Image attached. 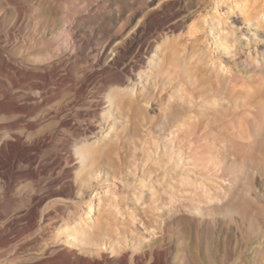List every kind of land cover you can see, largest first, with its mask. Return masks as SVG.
I'll return each instance as SVG.
<instances>
[{
  "label": "rangeland",
  "instance_id": "374dc122",
  "mask_svg": "<svg viewBox=\"0 0 264 264\" xmlns=\"http://www.w3.org/2000/svg\"><path fill=\"white\" fill-rule=\"evenodd\" d=\"M48 1L46 0L45 2L44 0L42 2V0H27L26 5L28 6L26 12L21 16L20 22L14 23L15 26L12 23L15 20V9L11 5L9 6L5 5L3 2L4 6L6 7V13L8 16L3 17L4 19L6 18L5 19L6 21L3 19L2 22H4V24L1 23V28H0L1 29L0 51L2 55L5 58H8V53L15 54L16 58L22 55V57L23 58L25 57L24 59L27 60V63L24 66L25 67L28 66L27 69L26 68L24 69L30 70L33 68L32 64H37V62H39V60L35 56V53H37L36 50L41 49V47L45 48V45L52 44V50L58 56V59L56 60L55 64L57 63L58 66L60 65L59 77H58L59 80L61 79V77L67 76L66 73L68 74V71L69 72L71 71L74 81L73 83L74 88H78L77 86L78 85L80 86L81 85L80 83H82L87 77H89V75L90 77L91 76L92 77L89 80L88 84H86L85 86L88 89L85 88L84 89L85 92L83 91L81 95L82 97H80V100L82 102L81 104H80V100L78 101L74 100L75 98L73 97L72 94L69 95L67 94L68 97L67 95L64 96L66 97V99H70V100L72 99L71 103L69 102L67 105V107L69 108L65 106V108L67 109H65V113H64V116L68 114L67 117L69 118V121L74 122L73 127L75 129L72 131L69 130L71 132H69L68 130L66 131L65 127L56 125L59 124V122L57 123V121L59 120L67 122L68 119L66 117L65 118L63 117V120L61 117L58 118L59 120L58 119L55 120L51 118L53 119L54 121L53 122L51 119L49 120L48 118V114L46 112L47 110L46 106H43L42 112L40 111L39 116L43 117L42 120L46 121L42 123L43 124L42 126L46 125V123L47 124L49 123V125L46 127L47 128L50 127L51 130L55 127V129L52 130V132L54 131L53 134L56 133L55 135H59L58 136L59 139H61L62 137L64 138L59 140L60 141L58 142L59 144L57 143L51 149V151L48 152L46 150L40 153L41 157L39 153L37 154L35 152L31 153V155L35 153L34 156L40 157L37 158L38 160L40 159L39 161H41L39 162L40 165L38 164L37 169H43L46 168L47 166L48 167L53 166L54 165L53 162L56 160L57 156L65 155L67 151L71 149V147L74 148V146L82 145L84 138L80 136L79 131L85 129L87 125L92 126L91 124L93 123H94L93 125L96 126L104 125L107 119L102 118L98 114L100 108L108 106L107 102L109 98L113 97L112 94L114 92L118 93L119 91H122L124 88H127L128 83L126 84V82L129 81V78L138 80L137 73L139 72V70H135L134 66H137V63H139L138 65L140 66L137 67H141L144 65L143 64L144 61L148 62L149 60L148 58L142 56L144 50L150 48L149 50L151 51L149 52H155L158 49L160 53H158L157 55L158 56L161 55L160 57L162 58V61L158 63L157 61L153 60L155 63L151 62L150 64L153 66L152 71L156 76V79L149 80L150 86H152L151 85L152 81L155 83V86H153V88L152 87L151 89L148 88V92L150 93L149 96L144 97V100L143 98L132 101L126 99L125 103L119 106L120 109L118 110V113H115V111L113 110L112 120L115 119L116 123L119 122L117 126L122 125V128L120 127L119 130L117 131L118 132L117 143L112 144L111 148L110 147L109 148L111 151L117 152L118 160L120 159L121 161L119 160L120 164L118 167V173L116 174L115 178L111 176L108 177L106 180L103 179L98 180L97 182L98 187L97 190L95 191L97 197H95V194H90V195H93V197L91 196L94 200L93 202L101 198L103 204H101L102 206L101 208L98 207L97 203L95 202L92 203L93 204L92 207L93 208L98 207L97 213L99 215L103 214L104 202H108L109 204L112 203L113 202L112 198L114 197L113 196L114 194L110 192L107 193L106 196H104V194L102 195L103 191L101 188L103 186L104 187L115 186L116 191H118L116 201L119 207H121L123 204H126L128 201V203L130 202L131 207H133V205L134 207H136L135 205H137L136 208L141 210V212L144 209L147 211L149 209L148 213L149 212L150 213L147 215V218L149 217L148 218L149 220L151 219L153 220L152 218L153 209L149 204L151 201V197L147 196V194L152 190V192L155 193V195L157 196V200L158 203L160 202L159 203L160 205L162 204L161 202L163 201V204L161 205L162 207H164V204L166 203L168 204L165 205L167 210L164 209L165 207L163 208L165 212L164 220H159L160 222L158 221L159 224H157V227L161 230V233L159 234V236L148 238L150 241L149 243L152 242L153 245L156 247L157 246L159 248L162 247L163 249H166L168 247L167 248L168 253L166 256L165 264L166 263L183 264L182 262L183 255L181 253L183 239L184 238H187V240L189 239L188 242L195 241L194 238H196L195 234L197 232L200 233L201 240L199 241H202L204 245H206V243L207 244L209 243L210 247L213 246L214 242L217 240V235H219V239L222 241V239H225L226 235L230 234L231 236L229 237L231 238L233 237L232 238L233 240L231 242L232 245L230 246V249H232V251L230 252L228 258H225L222 252L220 253L218 252L214 257H212L213 255L210 253V247L206 248V246H203L202 249L203 255L201 254L200 256L197 253L198 257L196 258L197 261L196 264H264V251H263L264 250V166L255 170L241 169L238 171L241 174L238 173V175L236 177H233V179L231 178L229 179L225 177L226 187L223 185L224 182L223 181L221 182L223 187H225L224 188L225 193H223L222 201L219 202V206H220L219 208L222 209L223 212L224 211L228 212L229 217L232 218L231 219L232 223L228 221L229 217H226L227 218L226 219L221 216L217 219L218 220L216 222L217 224H213L209 221V219H207V216L203 215L201 216L202 218L200 219L198 215H195L193 217V215L185 213V211L182 209L183 208L182 204L186 203L187 199H184L186 200L184 201L182 196H188L192 193L193 194L197 193V191L200 190L199 187V185L201 184V183L199 184L200 181L205 182L206 184H209L211 181L216 182L212 178L211 179L207 178L209 177L208 175L214 173L213 172L215 171L214 168L210 166V170H206L203 169L202 167H199L200 165L195 164L194 161L192 160L194 156L193 154L190 156L189 153L190 150H188L187 145L179 146L178 145L179 143L173 140L174 142L173 141L171 142L174 144H172L173 146L171 145L172 148L170 149V147H168L170 143L164 140L163 136H160V134L162 135L165 132L161 130V127L164 124V120L160 112L164 113L163 110L165 112H170V111L172 112L174 110L175 104L180 103L179 101H182V103H184L185 106L186 105L194 106V107L196 106L194 108L195 112H199L198 110L200 111L204 110L203 113H205L207 112L205 108L210 107L209 101H212L213 99L215 100L217 99V101H220V103H222L221 100L223 101L224 96H225L224 99L226 100H233L234 98L244 97L245 99L246 98L249 99L252 96L262 95V103L259 107L260 112L256 120L257 122L249 123V126L251 129L252 139H254L256 134L260 135L261 137V134L263 133L262 137H264V0H247V1L245 0H178V1L177 0H59V1L48 0ZM55 2L57 4L58 3L59 4L62 3V4L58 6ZM63 2L65 3L63 4ZM54 3L56 6L54 5V7H52ZM147 3H151L152 5L150 9L156 12L158 11L160 5L168 6L166 9H164L163 12H157L158 13L157 16L159 18H157L156 16L155 18L156 21L153 20L154 23L153 21L152 23L153 25H157L161 23V21H163L164 18H166L167 23H165L162 27H164V29L165 28L167 29L170 26H173L172 33L171 31L168 30L169 31L168 37L172 38V47H173L172 55L168 49H165L163 47V43L165 39H163L164 41L159 40L157 43L158 46L155 44L156 42L150 40L151 38L148 39L149 41L147 40L143 43L141 42V38L145 35V34L142 35V33H147L146 31L147 29L145 28L146 30L144 29V32L142 31V29H140L141 31L139 30L140 22L138 18L140 16V12L143 10V6ZM36 7L38 8V11ZM51 7L53 9H51ZM119 7H121V9L124 11L123 16L120 15L118 12ZM35 9L37 12H35ZM46 9L48 10L50 9L49 14L51 15V19L53 20L51 21V23L54 24V25L50 24L52 27L39 24L40 15L45 14ZM61 12H63V14ZM57 13L60 14L58 15ZM122 17H125V19L131 17L132 21L129 22L130 25L125 24ZM166 25L168 26L165 27ZM12 26L15 28H13ZM19 27L20 29H18ZM130 27L134 29H131L129 31L128 29H130ZM45 30H46V34L44 32ZM125 30H127L126 32L129 31L128 35H126V38L130 40V46L127 44L122 48L123 51L121 53L124 55L123 56L121 53L115 52L113 50L114 48L117 47V45H119V42L121 41L119 36L122 34V31L124 33ZM135 30L137 31L139 30L138 34L135 36L136 39L134 37L133 39H130V35H132L131 33L134 32ZM49 33H51V35ZM16 34L17 35L19 34V36H17L18 39L16 37ZM26 36L27 39H25ZM49 36H52L54 39L50 43L45 41L46 39L48 40L51 38ZM28 37L29 39L31 38L30 41L28 40ZM36 38L38 40H36ZM115 38L116 39L118 38L119 40H116ZM41 39L44 45L41 43ZM24 41L27 43H25ZM63 42L65 43V45H63ZM147 44L148 46H146ZM57 46H59V48ZM33 47H35V49L37 47V49L34 50ZM131 47L132 49L133 48L134 49L132 50ZM106 48L109 50H107ZM139 49H141L142 51L141 54L138 53ZM47 57L50 58V55L48 54ZM133 58H135L136 60H134ZM14 63L18 65L19 64L18 59H15ZM30 64L32 68H30L31 67ZM97 65L99 66L97 67ZM100 69H102L103 71ZM101 72L104 73L101 74ZM86 74L88 76H86ZM91 74H93L94 76ZM84 75L86 78L83 77ZM183 75L186 77H184ZM121 76L123 77V79H120L122 78ZM80 77L82 80L80 79ZM155 80L158 82H156ZM118 81H120V84L118 83ZM104 84L107 86H105ZM90 86L92 88H90ZM21 94H23V97H25L26 91H22ZM82 99L84 100V102L82 101ZM94 99L95 100L98 99V100L95 101ZM141 100L143 101L142 103ZM137 101L139 102V105L137 104L138 103ZM149 101L151 105L149 104L146 106V104L149 103ZM193 103H195V105H193ZM140 104H142V106ZM144 104L145 107L147 108L144 107ZM72 105H75L76 107ZM123 106L124 108L122 109ZM130 107L131 108L134 107V108L131 109ZM160 107L161 108L164 107L166 110L164 108L162 110ZM73 108H77L78 110L76 109L77 111L74 112L73 110L75 109ZM119 112L120 114L122 113L125 114L126 116L129 115L128 118L131 117L132 115L133 118H130L132 120L127 118L126 124L121 123L122 120H121V116L118 115ZM74 113L77 114L76 115L77 117L75 116ZM86 114L88 115V117ZM87 121H89L88 122L89 124L87 123ZM73 122L70 123L72 124ZM52 124L55 126H53ZM75 124L77 125V127ZM84 124L86 125L82 127V125ZM221 125H222L221 127L218 126V128H214L213 135H211L213 138L215 137L214 141L216 144L224 140L225 137L227 138H225L224 141L231 139L230 135L227 133L229 130H227L228 128L226 127V124H221ZM42 126L41 129L44 128V127L42 128ZM219 128L220 130L222 129L223 131L221 130V132H218ZM50 129L48 128V131H50ZM66 132H68L67 135L65 134ZM217 133H218V137H217ZM68 134L70 136H68ZM70 137L71 138L75 137V138L74 139L72 138L73 139L72 140ZM221 137L224 138L221 140ZM216 138L221 141H217ZM236 138L238 139V137L236 136L235 138L232 137L231 141L233 142V144H235V146L238 144V147L240 145H241L240 147H242L243 141L241 142V140L239 139L238 141ZM130 140H134L135 147H133L134 145L132 146L130 145L129 143ZM178 147H182V148L179 149ZM252 148H254V146L250 147V149L253 150V152H256L255 150L258 151L261 149H262L261 152L262 153L264 152V146L261 147V149H259L258 146L256 145L254 149ZM55 149L57 153L55 152ZM176 149L177 151H175ZM185 149L188 150L189 152L186 151ZM179 156L181 157L182 160L178 158ZM188 158L191 161L189 160V162H187ZM262 158L264 159V153ZM172 159L173 160L175 159L174 162ZM74 161H76L75 158ZM61 166L62 167L58 169H61L62 171L61 170L58 171V169L54 170V174L59 177L60 176L62 177L63 174L61 173H64L63 171H65V168L67 170L70 164L64 166L63 164H61ZM196 166L198 168L195 169ZM128 170L133 172L132 175L129 176L126 175V171ZM0 171L3 170L1 169ZM205 173L206 174L209 173V174L203 176ZM222 176H225L224 172L222 173ZM205 177L206 179H204ZM226 178L229 179L231 183L227 181ZM70 179H73V176L67 177L65 181ZM181 179H183L184 182L187 180L185 184ZM192 180L195 181V183ZM141 182L144 183L145 185L144 187L141 185ZM179 183H181L182 187H184L185 185L186 188L188 187L189 189L194 188V191L192 189H191L192 191L186 188L182 189ZM187 183H189L188 186ZM218 183H220V181L219 182L217 181L215 185L213 184V186H216V184L218 185ZM195 187L199 189L196 190ZM241 187H244L248 191L246 193L247 195L242 194L245 192L243 191L241 192ZM142 190H144V195L142 194L143 192L141 193ZM145 191L147 194H145ZM85 192L86 194H84ZM85 192L82 194L83 196L82 195L80 196V198L78 199L74 198L75 200L73 204L79 205L78 208H80L81 206L83 207V209L85 208L86 210L88 209V206L85 205L84 201L90 200L92 198H89L90 195L88 194L89 193L88 189ZM180 193L181 195H179ZM183 193L187 195H184ZM248 193L249 194L251 193L250 194L251 196L248 195ZM134 194L136 196L139 195L140 198L138 196L135 197ZM143 196L144 198H142ZM130 197L133 200L139 198L138 202L136 201L137 204L132 203L133 201H131L132 199ZM169 198L172 201H174V199L177 198V200H175L174 203L172 202L173 203L172 206L170 205L171 202L169 201L171 200ZM178 198L182 200V201L179 200L180 201L179 203L176 202L178 201ZM141 199L142 200L144 199L145 201L144 200L141 201ZM200 199L204 200L201 197ZM180 203L182 208H179ZM169 205L170 207L168 210L167 206ZM221 205L224 207L221 208ZM173 206L177 209H175ZM173 209L175 213L172 215ZM137 212L140 211L137 210ZM93 214H96V212L93 211ZM232 214L235 217V219L234 217H231ZM243 222L246 225L243 224ZM256 222L258 225L256 224ZM238 227H240L242 232L245 234L244 239L246 241L244 240L243 242L244 244L242 243L241 244L242 246L240 245L239 247L236 248L235 244L239 237V234L237 233ZM249 230L254 232L250 237L248 235L250 232ZM206 238L210 240H207ZM187 264H193L192 260H190V262Z\"/></svg>",
  "mask_w": 264,
  "mask_h": 264
},
{
  "label": "bare ground",
  "instance_id": "6f19581e",
  "mask_svg": "<svg viewBox=\"0 0 264 264\" xmlns=\"http://www.w3.org/2000/svg\"><path fill=\"white\" fill-rule=\"evenodd\" d=\"M26 1L27 0H0V28H1V23L4 24V22H2L4 19L3 17L8 16L6 13V7L4 6V4L8 5V6L11 5L15 9V20H14V22H12L14 25V23L20 22L21 16L26 12V9L28 6V5H26ZM43 1L44 0H42V2ZM245 1H247V0H245ZM3 2H4V4H3ZM45 2H46V0H45ZM55 3L53 4L52 7H54ZM64 3L65 2H63V4ZM37 4H38V1H37ZM60 4H62V3H60ZM60 4L58 3L57 5L59 6ZM151 5H152L151 3L145 4L143 6V10L140 12V16L138 18L139 22H140L139 30L142 29V31L144 32V29L145 28L147 29V30L145 29L147 31V33H142V35L143 34H145V35L141 38V42L143 43V42L147 41L149 38H151L150 40H153L154 42H156L155 44L158 46V44H157L158 41L159 40L162 41L163 39H165V41L163 40L164 41L163 47L165 49H168L172 55L173 54L172 38L168 37V34H169L168 32L171 31V33H172L173 26H170L167 29L166 28L164 29V27H162L165 23H167L166 18H164L163 21L160 20L161 23H159V24L156 23L157 25H153V23H154L153 20L156 21L155 18L158 14L157 12H163L164 9H166L168 6H165V5L161 6L160 5L158 11L156 12V11L150 9ZM52 7H51V9H53ZM62 7H63V5H62ZM68 7H69V5H68ZM36 9L38 11L37 7H36ZM36 9H35V12H37ZM47 10L48 9H46L45 14L40 15L39 24L40 25L41 24L46 25V26L50 27L51 25H54V24L51 23V21H53V20L51 19V15L49 14L50 9L48 11ZM55 11H57V10H55ZM63 12H64V10H63ZM63 12H61V13L63 14ZM118 12L120 15L123 16L124 11L121 9V7H119ZM48 14H49V16H48ZM52 17H53V14H52ZM122 18H123V21L125 24H129V22L132 21L131 17L126 18V19H125V17H122ZM157 18H159V17L157 16ZM64 19H65V17H64ZM152 21H153V23H152ZM160 21H158V22H160ZM76 23H78V22H76ZM137 25H138V22H137ZM167 26L168 25H166L165 27H167ZM23 27H24V25H23ZM13 28H15V27H13ZM44 28H45V26H44ZM126 28H128V27H126ZM7 29H5V30H7ZM18 29H20V27ZM131 29H134V28L130 27V29H128V30L130 31ZM136 29H137V27H136ZM126 31L127 30H125V32ZM138 31L135 30L134 32H132L131 33L132 35H130V39H133V37L136 39L135 36L138 34ZM44 32L46 34V30ZM125 32L123 33V31H122V34L120 36L118 35L120 40H121L120 41L121 45L119 42L120 46L117 45V47L114 48L113 51L121 53L123 51L122 48L125 45L128 44L130 46V40L126 38V35H128V32H126V33ZM49 34L51 35V33H49ZM17 36H19V34L18 35L16 34V37ZM52 36H49L51 38L48 40L46 39L45 41L50 43L52 40H54ZM45 37H47V36H45ZM13 38H14V36H13ZM37 38H36V40H38ZM138 38H140V37H138ZM6 39H7V36H6ZM17 39H18V37H17ZM25 39H27V36ZM30 39L28 37L29 41H30ZM116 40H119V39L117 38ZM13 41H14V39H13ZM65 41H66V39H65ZM42 42L43 41L41 39V43ZM64 42H63V45H65ZM154 42H153V44H154ZM25 43H27V42H25ZM142 43H141V45H142ZM146 46H148V44ZM37 47H36V49H37ZM57 47L59 48V46H57ZM132 47H131V49H132ZM33 48H34V50H36L35 47H33ZM64 48H66V47H64ZM156 48H158V47H156ZM149 49L150 48L145 49L144 52L142 53L143 57H146L149 59L148 62L144 61L143 62L144 65L141 67H137V66H140V65H138L139 63H137V66H134L135 70H139V72L137 73L138 74V76H137L138 80H136V79L134 80V79L129 78V81L126 82V84L128 83L127 88H124L122 91H119L118 93H115L113 91L115 94L113 93L112 94L113 97L109 98V100L107 102L108 106L101 107V105H100L101 108L98 111V114L102 118L107 119V121L104 123V125L96 126V125H93L94 124L93 123V124H91L92 126L87 125L85 127V129L82 128L83 130H80L79 132H80V136L82 138H84L83 144L80 146H74V148L71 147V149L69 151L66 150L67 153L65 155H59V156L56 155L57 158L54 161L55 163L53 162L54 165L52 164L53 166H49V167L47 166L46 168H43V169H37L38 164L40 165L39 162H41V161H39L40 159L39 160L37 159V158L41 157L40 153H42L43 151H46V150L48 152L51 151V149L58 142H60L59 140H61L64 137L59 139V137H58L59 135H55L56 133L53 134L54 131L52 132V130H54L55 127L52 130L50 129V127H48L50 129V131H48V128L46 126H48L49 123L48 124L46 123V125L42 126L43 125L42 123H44L46 121L42 120L43 117L39 116L40 111L42 112L43 106H46V108H47L46 112L48 114L49 120L51 118L57 120L60 117L63 120V117L64 118L66 117L68 119L67 122L66 121H60L58 119L59 121H57V123L59 122V124H56V123H53V124L60 125L61 127H65L66 131L67 130L68 131L74 130L75 129L73 127L74 122L69 121V118L67 117L68 116L67 113H66L67 115L64 116L65 109L69 108V107H67V105L69 102L71 103L72 99L71 100L66 99V97H64V96L67 94L68 95L72 94L73 97L75 98L74 100H76V101L80 100V97H82L81 95H82L84 89L87 88L85 86H86V84H88V82L92 76L90 77V75H89V77L86 78L84 75L83 77H85L86 79L84 80V78H83L84 81L82 83H80L81 84L80 86L79 85L77 86L78 88H74V85H73L74 81H73L71 71L70 72L68 71V74L66 73L67 76L61 77V79L59 80L58 77H59V66L60 65L58 66L57 63L55 64L56 60L58 59V56L56 55V53L53 52L52 44L51 45H45V48L41 47V49L36 50L37 53H35V56L39 60V62H37V64H32L33 68L30 64V66H31L30 68H32V69L29 68L30 70L24 69V68L27 69L28 66L27 67L24 66L27 63V60L24 59L25 57L23 58L22 55H20L18 58H16L15 54L8 53V58H5L0 51V170L1 169L3 170V171H0V264H165L166 256L168 253L167 252L168 247L166 249H163L162 247H161L162 248L161 249L158 246L156 247L153 245L152 242H151L152 244L149 243L150 241L148 238H152L154 236L155 237L159 236V234L161 233V230L157 227V224H159V222H160L159 220H164V218H165L164 209L167 210V208L165 206L167 203L164 204L165 208L162 207L161 205L163 204V201L161 202L162 204L160 205L159 204L160 202L158 203L157 196L155 195V193L152 192V190H151V192L148 191L149 192L148 194L145 191V194H147V196L151 197V201L149 204H150L151 208L153 209L152 210L153 211V217H152L153 220L151 219V217H150L151 220H149L148 219L149 217L147 218V215L150 213V212L148 213L149 209H148V211L144 209L141 212V210L136 208L137 205H135L136 207H134V205H133V207H131L130 202L128 203V201L126 204H123L121 207H119L117 204V201H116L117 192H118V191H116V187L115 186H112V187L111 186L110 187L109 186H105V187L103 186L101 188L103 191L102 195L104 194V196H106L107 193L112 192L114 194L113 195L114 197L112 198V201H113L112 203L109 204L108 202H104L103 214L99 215L97 213L98 207L102 208L101 204H103V201H101V198L97 199L95 202L97 203L98 207L93 208L92 203H95V202H93L94 201L92 198L93 195H90V194H95V191L97 190V187H98L97 182L99 179L106 180L108 177H111V176L113 178H115L116 174L118 173V167L120 164V162H119L120 159L118 160L117 152L111 151L110 148H111L112 144L117 143V139H118V132L117 131L119 130L120 127L122 128V125L117 126V124L119 122L116 123L115 119L112 120L113 110L115 111V113H118V110L120 109L119 106L122 105L123 103H125L126 99L129 101H132V100H137V99L143 98V100H144V97H147L150 94L148 92V88L151 89V87L153 88V86H155V83L153 81L151 83L152 86H150V84H149V80L156 79V76L154 75V73L152 71L153 66L150 64H151V62H154L153 60L160 63L162 61V58L160 57L161 55H159V56L157 55L158 53H160L158 49L155 52H149V51H151ZM107 50H109V49H107ZM104 51H105V49H104ZM111 51H112V49H111ZM141 52H142L141 49H139L138 53L141 54ZM99 53H101V52H99ZM48 54L50 55V58L47 57ZM139 57H141V56H139ZM15 59H18V63H19L18 65H16L14 63ZM61 59H62V57H61ZM64 59H65V57H64ZM133 59L136 60L135 58H133ZM137 59H139V58H137ZM141 59H144V58H141ZM60 64H62V63H60ZM98 66L99 65H97V67ZM72 68H73V66H72ZM131 69H132V67H131ZM71 70H73V69H71ZM100 70H102V69H100ZM96 72H97V70H96ZM90 73H92V72H90ZM103 73L101 72V74H103ZM93 74H95V73H93ZM93 74H91V75H93ZM108 74H109V71H108ZM186 74H188V73H186ZM115 75H118V74H115ZM86 76H88V75L86 74ZM112 76H113V74H112ZM81 77H80V79H81ZM184 77H186V76H184ZM120 79H123V77ZM92 80H93V78H92ZM156 82H158V81H156ZM118 83L120 84V81H118ZM92 84H93V81H92ZM126 84H125V86H126ZM105 86H107V85H105ZM125 86H123V87H125ZM90 88H92V87L90 86ZM114 90H116V89H114ZM117 90H119V89H117ZM22 91H26L25 97H23V94H21ZM68 95H67V97H68ZM224 98H225V96H224ZM224 98H223V101L221 100L222 103H220V101H217V99L216 100L213 99L212 101H209L210 107L205 108V110L207 111L205 113H203L204 110L203 111L198 110L199 112H195L194 108L196 106L195 107L194 106H187V105L185 106V104L182 103V101H179L180 102L179 104H175L174 110L172 112L171 111L165 112L163 110L164 107L163 108L160 107L164 113L159 111L162 115L163 120H164V124L161 127V130L165 131L162 135L160 134V136H163L164 140H166L170 143V145H168V147H170V149L172 148V146H173L172 144H174V143H172L171 141H173V140H175V142H178L179 146L180 145H183V146L187 145V148H188V150H190V152L186 149L185 150L190 153V156L193 154L194 157H193V159L192 158L191 159L194 161L195 164L200 165L199 167H202L203 169H206V170H210V166H212L215 170V171H213L211 169L214 172L211 175H214V176L208 175L209 177H207V178H209V179L212 178L216 182L220 181V183H218V185L216 184V186H213V184L215 185L216 182H213V181L210 182L209 181L210 183L206 184L205 182L200 181L199 182V184L201 183L199 185L200 190L197 191V193L193 194L191 192L192 190L194 191V188L189 189V187L188 188L185 187L184 184L187 180L184 182V180L181 179L184 182V184H183L184 187H182L181 183H179V185L182 187V189L183 188L184 189L186 188L189 190L192 189L190 191L192 194H190L188 196H182L183 200L187 199V202L189 204L187 202L183 203L182 204L183 208H182L181 203H180L179 208H182L185 211V213L193 215V217L195 215H198L201 219L202 218L201 216H203V215L207 216V219H209V221L213 224H217L216 223L218 221L217 219L221 216L223 218L229 217L228 212H225V211L223 212L222 209L219 208L220 207L219 202L222 201L223 193H225V190H224V188L226 187L225 186V181H226L225 177H227L229 179L230 178L233 179V177H236L238 175V173H240L238 171L241 169L242 170L243 169L255 170V169H258V168L264 166V159L262 158L264 152L263 153L261 152V150H262L261 147L264 146V137H262L263 133L261 134V137H260V135L256 134L254 139H252L251 129L249 126V123L257 122L256 120H257L258 114L260 112L259 107L262 103V95L252 96L249 99H247V98L245 99L244 97H241V98H234L233 100H226ZM97 100H95V101H97ZM82 101L84 102L83 99H82ZM86 102H88V101H86ZM142 102L143 101L141 100V103ZM81 103L82 102L80 100V104ZM90 103H92V102H90ZM78 104H79V102H78ZM137 104L139 105V102ZM145 104H144V107H145ZM149 104H150V101H149V103L146 104V106ZM140 105L142 106V104H140ZM193 105H195V103H193ZM65 106L67 108H65ZM72 106H75V105H72ZM153 107H154V105H153ZM123 108H124V106L122 107V109ZM132 108H134V107H132ZM145 108H147V107H145ZM73 109H75V110H73L74 112L78 110L77 108H73ZM140 109H141V107H140ZM68 110H70V109H68ZM131 111H130V113H131ZM156 112H158V111H156ZM76 115L77 114H75V116ZM82 115H84V114H82ZM118 115L121 116V120H122L121 123L126 124V121H127V118L129 115L126 116L125 114H122V113L120 114V112ZM87 117H88V115H87ZM177 117H179V118H177ZM130 118H133V116L131 115V117H129L128 119H130ZM53 119H51V120L53 121ZM130 120H132V119H130ZM89 121H87V123ZM70 122H73V123L71 124ZM78 123H80V122H78ZM221 124H226V127L228 128L227 130H229L227 133L230 135L231 139H232V137L235 138V136H236V137H238L239 140H241V142L243 141L242 147H240L241 145L238 147V144L235 146V144H233L231 139L224 141L225 138H227V137H225V138L221 137V140L224 138V140H222V141L218 140L216 138L217 141H221V142L218 143L216 141L218 144L215 143V141H214L215 137L213 138L211 135H213V129L218 128V126L221 127L222 126ZM85 125L86 124L82 125V127ZM41 126H42V128L43 127L44 128L41 129ZM53 126H55V125H53ZM76 127H77V125H76ZM123 128H124V125H123ZM221 130L219 128L218 132H221ZM71 131H69V132H71ZM67 133L68 132H66L65 134L67 135ZM158 133H161V132H158ZM68 136H70V135L68 134ZM220 136H219V139H220ZM217 137H218V133H217ZM72 138L74 139L75 137H72ZM237 140H235V141H237ZM129 143L131 146L134 145L133 147H135L134 140H130ZM255 145L258 146V148L261 150H258V151L255 150L256 152H253V150H251L250 147L254 146V148H255ZM64 146H66V145H64ZM178 148L180 149L182 147H178ZM254 148H252V149H254ZM160 149H162V148H160ZM175 151H177V149ZM32 152H35L36 154L39 153L40 157L34 156L35 153L33 155H31ZM55 152H56V149H55ZM58 152H60V151H58ZM260 152H261V154H260ZM44 153H46V152H44ZM166 153H167V151H166ZM42 155H44V154H42ZM74 158L76 161H74ZM178 158L180 160H182L180 156ZM189 158H188L187 162H189V160H190ZM174 160H173V162H174ZM61 164H63V166L70 164V166L67 170L65 168V171H63L64 173H61V174H63L62 177L61 176L59 177V176L54 174V170L61 168L62 167ZM188 165H190V164H188ZM191 166H192V164H191ZM197 166L195 167V169L198 168ZM202 168H200V169H202ZM4 170H6V171H4ZM59 170H61V169H58V171ZM223 172H224L225 176H222ZM132 173L133 172H131L129 170L126 171L127 176L132 175ZM195 173H197V172H195ZM207 174H209V173H207ZM207 174L205 173L204 175L203 174H201V175L205 176ZM72 176H73V179L65 181V179L67 177H72ZM180 178H181V175H180ZM204 179H206V177ZM229 179H227V181H229ZM222 181L224 182L223 185L225 187H223V185L221 184ZM106 182H108V181H106ZM193 182L195 183V181H193ZM197 183H198V181H197ZM146 184H147V182H146ZM188 184L189 183H187V186H188ZM141 185L143 187L145 186L143 182H141ZM195 186H196V184H195ZM87 189L89 191L88 194L90 195L89 198H92V199L84 201L85 205L88 206V209L85 210V208L83 209V207H81V206H80V208H78L79 205H75V204H73V202L75 200L74 198H77V199L80 198V196ZM141 189H144V188H141ZM198 189L196 188V190H198ZM242 191L245 192L242 194H246L248 192L244 187H241V192ZM249 191H250V189H249ZM186 192H188V191H186ZM74 193H76V194H74ZM141 193L144 195V190H142ZM141 193H139V194H141ZM84 194H86V192ZM250 194L248 193V195H250ZM75 195H77V196H75ZM179 195H181V193ZM184 195H187V194H184ZM107 196H109V195H107ZM137 196L140 198L139 195H137ZM137 196L135 195V197H137ZM95 197H97V194H95ZM169 197H171V196H169ZM200 197L203 198L204 200H201ZM224 197H225V195H224ZM139 198L138 199L136 198L134 200L131 198L132 199L131 201H133L132 203L135 204L136 201L138 202ZM142 198H144V196ZM158 198H159V196H158ZM190 198L193 200H191ZM108 199H109V197H108ZM188 199H189V201H188ZM103 200H104V197H103ZM143 200L141 199V201H143ZM175 200H177V198L174 199V201ZM179 200H180V198H178V201H176V202L179 203L180 201H182V200H180V201ZM174 201H172V200L169 201V202H171L170 203L171 206L174 203ZM184 201H186V200H184ZM77 202H78V200H77ZM170 205L167 206L168 210H169ZM175 207H176V205H175ZM222 207H224V206L221 205V208ZM175 209H177V208H175ZM137 210L140 212H137ZM93 211L96 212V214H93ZM172 211H173V213H172V215H173L175 213V211H174V209ZM167 213H169V212H167ZM230 213H231V211H230ZM181 214H182V212H181ZM151 216H152V214H151ZM231 217H234L233 214ZM168 218H170V217H168ZM231 219L232 218L229 217L228 221L230 223H232ZM234 219H235V217H234ZM244 222H243V224H245ZM256 224H257V222H256ZM232 228H234V227H232ZM247 229H248V227H247ZM237 230H238L237 233L239 234V237H238L237 242L235 244L236 248L239 247L245 240L244 239L245 234L242 232L241 228L238 227ZM249 231L251 232V233L249 232V234H248L250 237V236H252V234L254 232L251 230H249ZM260 231H259V233H260ZM195 236H196V238H194L195 241H192V242H188L189 239L187 240V238H184V239L182 238L183 243H182L181 253L183 255V257H182L183 258V261H182L183 264L189 263L190 260H192L193 264H196L197 263L196 258L198 257V255H200V256H201V254L203 255V250H202L203 246H206V248L210 247L209 243L208 244L206 243V245H204V243H202V241H199V240H201L200 239V233L197 232L195 234ZM229 236H231V235L230 234L226 235L225 239H222V241H221L219 239V235H217V240L214 242V245L211 244L213 246L210 247V253L213 255L212 257H214L218 252L219 253L222 252V254L225 258L229 257V254L232 251V249H230V246L232 245L231 242L233 240L232 239L233 237L231 238ZM246 237H247V234H246ZM221 238H223V237H221ZM207 240H210V239H207ZM259 248H260V246H259ZM256 252H257V250H256ZM197 253H198V255H197ZM257 254H258V252H257ZM202 258H203V256H202ZM188 259H189V262H188ZM213 259H215V258H213Z\"/></svg>",
  "mask_w": 264,
  "mask_h": 264
}]
</instances>
